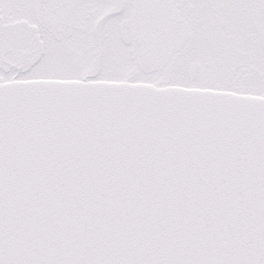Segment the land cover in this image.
I'll list each match as a JSON object with an SVG mask.
<instances>
[{"label": "snow or ice", "instance_id": "6c2138e0", "mask_svg": "<svg viewBox=\"0 0 264 264\" xmlns=\"http://www.w3.org/2000/svg\"><path fill=\"white\" fill-rule=\"evenodd\" d=\"M0 264H264V0H0Z\"/></svg>", "mask_w": 264, "mask_h": 264}]
</instances>
